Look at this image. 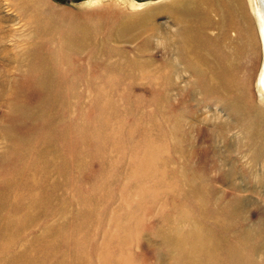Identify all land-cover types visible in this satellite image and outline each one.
I'll list each match as a JSON object with an SVG mask.
<instances>
[{"label":"rangeland","instance_id":"1","mask_svg":"<svg viewBox=\"0 0 264 264\" xmlns=\"http://www.w3.org/2000/svg\"><path fill=\"white\" fill-rule=\"evenodd\" d=\"M39 1L55 13L48 21L45 39L48 45L44 44L43 48L50 73L63 79L64 70L68 73L70 69L71 79L77 82L68 87V93L66 89L57 92L62 100L51 105L30 104L26 120L18 117L9 122L10 129L2 132L0 128V159L9 147L17 144L18 149L24 142L45 155L42 160L47 165H41L36 174L29 175L43 191L38 187L27 190V194H38L44 199L32 204L31 209L22 207L11 214L18 225L27 227L31 223L30 231L21 232L20 237L34 239L35 244L42 241L52 251V257L40 264H177L174 259L179 254L180 235L195 230L198 236L205 233L200 229V221L189 213L194 202L184 197V194L189 197V190L183 176L189 177L192 173L187 172L191 157L188 163L185 159L191 154L193 164L201 159L207 164L205 174L218 176L219 170L223 173L232 169L238 171L235 182L241 187L235 193L226 184L214 183V186L219 192L240 197L243 216L264 231V179L263 183L258 181L264 176V170L257 166L256 174H241L236 159L244 153L237 146L240 143L238 132L235 130L228 135V140L233 142L229 151L218 139L207 143L197 136L203 129L217 130V122H228L227 114L219 106L200 102L198 94L192 99L188 93L171 89L168 99H164L159 86L162 80L158 69L162 46L160 31L148 47L140 38L130 43L112 40V27L127 17L138 15L146 7L131 9L128 0L122 3L101 0L91 4L89 0ZM20 2L0 0V16L4 17L0 26L4 46L8 49L3 51L4 55L21 56L31 48L29 43L43 39L31 36L34 25L13 9ZM5 17L9 21H5ZM164 20L165 17L158 14L153 23ZM66 34L84 39L87 51L97 47L93 92L82 85L86 78H77L75 55L67 49ZM28 37L32 38L30 42ZM133 61L135 64L144 62L148 67L153 65V70L142 71L135 65L137 69ZM92 62L86 58L79 60L83 75L88 74ZM11 72L17 75L14 69ZM255 76L251 90L255 101H260ZM175 79L174 75L172 80ZM48 89L46 85L40 92L47 95ZM52 110L56 113L54 120L50 119ZM3 113L18 115L19 107L8 109L0 105V115ZM178 123L182 125L179 138L177 131L172 130ZM11 136L16 139H10ZM179 145L187 154L183 160L180 159L182 154L177 152ZM196 150L206 155L200 159ZM24 158L30 162L35 156L26 153ZM6 159L2 160L4 165L12 156ZM22 178L27 180L28 176L22 175ZM11 200H4L3 205H12ZM1 212L0 209V215ZM209 238L215 242L213 237ZM26 248L27 253L36 258L30 247ZM208 249L221 259L224 256L219 246ZM253 258L255 264H264V253ZM196 263L197 259L191 258L189 264Z\"/></svg>","mask_w":264,"mask_h":264},{"label":"bare ground","instance_id":"2","mask_svg":"<svg viewBox=\"0 0 264 264\" xmlns=\"http://www.w3.org/2000/svg\"><path fill=\"white\" fill-rule=\"evenodd\" d=\"M100 1L89 0V4ZM119 2L122 3L123 0H116V3ZM127 4L131 9L146 8L138 15L127 17L112 27V40L130 43L140 38L143 39L144 46L148 47L160 31L162 46L159 50L158 69L162 78L159 86L162 87L164 99H168L171 89H176L180 93H188L192 99L198 94L202 103L219 106L227 114L229 121L215 123V131L203 129L197 135L198 138L207 143L218 139L229 151L233 142L228 140V135L236 130L240 142L237 144L238 149L244 153L236 159L239 161L241 174L254 175L257 173V166L264 170V0H128ZM13 9L30 20L29 24L34 25L33 31L29 32L31 36L43 39L38 43H29L31 48L29 46L27 53L21 56L4 55L3 51L7 52L8 49L4 46L5 38L0 26V105L8 109L19 107L18 115H0L2 132L10 129L9 122L18 120V117L26 120V110L30 104L40 103L43 106L58 102L62 99L57 92L66 89L68 93V87L77 82L71 79L70 69L68 73L64 70L63 79L51 75V67L44 57V44L48 45L45 40L48 21L55 13L44 7L39 0H21ZM158 14L163 15L165 20L154 24V17ZM3 19L0 16V22ZM5 21H9V18L5 17ZM30 37L29 42L32 40ZM84 42V39H74L70 35L66 39L67 49L75 55L73 59L77 65L74 67L77 78H86L82 85L90 88V92L96 88L93 70L97 67V47L95 45L87 51ZM85 58L93 60V64L88 69V74L83 75L84 70L79 60ZM134 61V67L136 65L142 71H146V68L153 70V65L148 67L144 62L135 64ZM11 69L17 75H12ZM174 75L176 81L172 80ZM254 75L260 101H255L251 90ZM78 81L81 86L80 79ZM46 85L49 87V94L43 95L40 91L43 92ZM74 94L77 96L78 93ZM182 102L183 99L180 100ZM50 117L52 120L56 117L53 110ZM173 129L177 131L179 138L182 125L178 123ZM11 138L16 139L15 136ZM25 143L18 149L17 144L9 147L0 159V264H35L37 261L40 264L52 257L49 246L42 241L35 244L34 239L24 240L19 236L23 231H30L31 223L23 227L11 219V214L17 213L18 209H31L32 204L39 203L43 198L38 194L29 195L27 190L32 191L38 187L43 191V187L31 181L29 175L36 174L41 165H47L42 160L45 155L38 153L33 145ZM178 147L177 152L182 154L180 159L183 160L187 154L181 145ZM215 147L214 145V153L217 152ZM41 150L45 152L43 147ZM26 153L34 154V160L26 162ZM196 153L201 156L200 159L206 155L197 150ZM9 156L12 159L4 165L2 160ZM188 157L191 158L187 172L192 173L189 177L183 176L189 190V197L186 194L184 197L194 202V208L189 213L192 218L200 221V229L205 232L200 236L205 238L201 239L194 233L198 230L180 235L179 254L174 260L177 264H189L191 258L197 259L196 264H255L253 257L264 253V231L255 224L251 225L248 218L243 216L240 197L219 192L214 186V183L226 184L235 193L241 187L235 182L238 171L232 169L223 173L219 170L218 176L205 174L207 164L204 160L193 164L191 154L185 159L187 163ZM242 159H246V162ZM5 167L6 170L9 168L8 172L4 171ZM22 175H27L28 179L23 180ZM263 179L264 176L258 181L262 182ZM240 181L243 182L244 179L241 178ZM6 199H12L13 204L5 207L3 203ZM209 237H213L215 242H211ZM28 246L36 258L27 253ZM216 246L224 251L222 259L208 251V248Z\"/></svg>","mask_w":264,"mask_h":264},{"label":"water","instance_id":"3","mask_svg":"<svg viewBox=\"0 0 264 264\" xmlns=\"http://www.w3.org/2000/svg\"><path fill=\"white\" fill-rule=\"evenodd\" d=\"M57 1L65 2V3H71V2H77L79 0H57Z\"/></svg>","mask_w":264,"mask_h":264}]
</instances>
